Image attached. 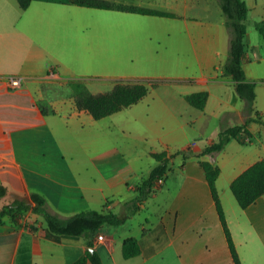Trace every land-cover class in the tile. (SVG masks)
<instances>
[{
	"label": "crops",
	"instance_id": "crops-1",
	"mask_svg": "<svg viewBox=\"0 0 264 264\" xmlns=\"http://www.w3.org/2000/svg\"><path fill=\"white\" fill-rule=\"evenodd\" d=\"M245 2L243 69L255 84V109L264 119V39L256 29L264 19V0ZM159 3L176 18L143 19L149 25L146 44L150 48L158 42L178 52L174 60L160 59L176 71L168 73L172 82L154 88L153 100L140 109L147 132L121 137L118 131L88 130L99 120L76 109L61 54L76 43L86 50L92 29L94 44H106L108 31L119 46L125 37L134 43L143 28L135 26L139 14H101L98 22H90L92 11L69 0H31L26 10L16 0H0V184L8 189L0 209L39 193L47 210L61 218L96 210L124 219L117 226L105 224L99 232L103 240L95 236L89 247L86 237L48 239L43 219L30 211L16 220L5 215L0 218V264H71L88 248L102 264H235L201 166L212 159L220 169L216 187L240 264H264V194L242 209L230 190L237 176L264 159V126L250 123L249 144L232 139L214 158L177 153L200 154L221 130L240 126L248 117L234 81L222 76L229 48L224 15L217 0ZM252 16L254 40L247 25ZM157 27L163 35L155 37ZM9 77L19 78L21 85L11 88ZM197 92L208 94L203 110L185 100ZM144 138L145 144H139ZM161 152L169 158L168 172L160 189L135 209L130 202L136 187L156 165L150 154ZM128 238L137 240L140 252L125 258Z\"/></svg>",
	"mask_w": 264,
	"mask_h": 264
},
{
	"label": "trees",
	"instance_id": "trees-1",
	"mask_svg": "<svg viewBox=\"0 0 264 264\" xmlns=\"http://www.w3.org/2000/svg\"><path fill=\"white\" fill-rule=\"evenodd\" d=\"M16 1L22 10H26L31 3V0ZM217 1L224 15L225 27L229 33L228 54L221 66L222 76L234 81L235 91L244 102L245 112L248 114V117L240 126L221 130L217 140L207 145L200 154H194L188 149L177 152L178 154H183L184 158L191 156L200 158L206 155L214 158L232 139H236L241 145H247L253 138V133L248 128L250 123L256 122L264 126V119H262L259 112L255 109V84L247 80L243 69V61L246 56L245 37L247 33L245 22L249 14V7L245 0ZM69 3L91 9L176 18V15L170 12L125 4L116 2L115 0H69ZM256 29L264 39V19L256 23ZM156 86L157 83L153 82L151 84L152 88ZM148 92V86L141 82H118L108 92L93 94L84 90L77 91L75 106L78 111L89 113L94 120H100L137 104ZM207 99L208 94L206 92L192 93L185 97L190 106L199 110L204 109ZM150 155L155 159L156 165L148 177L136 187L137 195L130 202L135 209H138V203L143 202L160 189L161 184H159V181H163L168 172L169 158H167L166 152L151 153ZM201 166L215 203L230 253L235 264H240L216 187V181L220 175L219 166L213 159L201 162ZM230 190L240 208L245 209L255 203L264 194V159L257 161L237 176L231 182ZM7 193V187L0 184V200L4 199ZM46 204L47 201L43 195L32 193L30 200L14 199L9 204L3 206L0 209V218L7 215L16 220L22 213L30 211L43 219L48 239L60 241L62 239L76 240L86 237L89 239L87 242L89 247H93L94 237L100 234L99 232L105 224L117 226L124 222V219L119 218L112 212L96 210L84 211L61 218L51 214L47 210ZM139 252L140 248L136 239L128 238L124 241L123 256L125 258L137 256ZM71 264H102V262L95 251H86L81 258Z\"/></svg>",
	"mask_w": 264,
	"mask_h": 264
},
{
	"label": "rangeland",
	"instance_id": "rangeland-1",
	"mask_svg": "<svg viewBox=\"0 0 264 264\" xmlns=\"http://www.w3.org/2000/svg\"><path fill=\"white\" fill-rule=\"evenodd\" d=\"M121 3L130 5H139L143 7H150L153 9L164 10L159 6V0L147 3L143 0H115ZM85 11H92L90 13V22H98L100 16L112 14L126 15V13L84 8ZM137 20L135 26H141L142 31L137 32L134 37V43L126 42L118 45L112 33L108 31L107 43L100 46L94 44V33L96 30H90L92 34V41L86 45V50H80L78 44L68 54L62 53V66L70 70L68 84L73 90V97L76 96L77 91L84 90L89 93H103L110 91L118 82L135 83L141 82L148 86V94L137 104L132 105L118 113L104 117L99 121H95L96 126L89 127L91 133L101 130L109 132L118 131L120 136H127L129 133L135 134V130L140 131L141 134L147 132L146 126L140 124V119L146 118L144 111H140L141 107H146L149 102L153 100L154 88L161 84H170L172 78H169L170 72H175L173 65H166L160 59H175L179 56L178 52L170 53L158 42H152V46L148 48L146 41L149 40L148 34L149 25H143L142 20L151 19L152 17L134 15ZM87 16L84 15V18ZM253 16L248 20L249 31L253 33L252 40L257 38L258 33L253 27ZM110 21L111 18H108ZM153 30H150V34ZM155 37L158 34L163 35V30L157 27L154 30ZM89 47V49L87 48ZM157 83V86L152 88V83ZM137 120H136V119ZM123 129V130H122ZM129 132V133H128ZM144 137V136H142ZM127 137H124V139ZM139 141V144H145L144 140ZM147 141V140H146ZM115 142V141H114ZM6 201V200H4ZM1 204V203H0Z\"/></svg>",
	"mask_w": 264,
	"mask_h": 264
},
{
	"label": "built area",
	"instance_id": "built-area-1",
	"mask_svg": "<svg viewBox=\"0 0 264 264\" xmlns=\"http://www.w3.org/2000/svg\"><path fill=\"white\" fill-rule=\"evenodd\" d=\"M8 83H9V86L11 88H17L21 85V80L17 77H9ZM161 183H162V180L159 181V184H161ZM103 237H104L103 235H99V236H97V240L102 241Z\"/></svg>",
	"mask_w": 264,
	"mask_h": 264
},
{
	"label": "water",
	"instance_id": "water-1",
	"mask_svg": "<svg viewBox=\"0 0 264 264\" xmlns=\"http://www.w3.org/2000/svg\"><path fill=\"white\" fill-rule=\"evenodd\" d=\"M88 250H89L90 252H92V251H93V249H92V248H88Z\"/></svg>",
	"mask_w": 264,
	"mask_h": 264
}]
</instances>
